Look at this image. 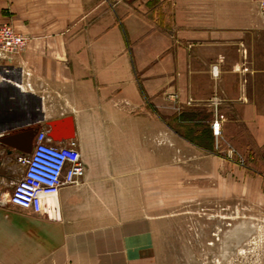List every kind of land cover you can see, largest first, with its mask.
I'll return each instance as SVG.
<instances>
[{"label":"crops","instance_id":"1","mask_svg":"<svg viewBox=\"0 0 264 264\" xmlns=\"http://www.w3.org/2000/svg\"><path fill=\"white\" fill-rule=\"evenodd\" d=\"M257 1L0 0V23L28 37L0 63V189L11 191L25 170L18 157L53 119L72 117L85 166L79 182L59 189L56 220L0 195V264H264L263 175L201 160L200 172L182 178L185 199L218 208L188 209L182 241L159 207L158 176L170 164L159 148H174L159 138L175 144L187 135L175 122L188 129L204 110L233 145L242 129L264 148ZM182 140L190 160L205 157L203 145ZM218 217L231 219L227 227L208 220Z\"/></svg>","mask_w":264,"mask_h":264},{"label":"built area","instance_id":"2","mask_svg":"<svg viewBox=\"0 0 264 264\" xmlns=\"http://www.w3.org/2000/svg\"><path fill=\"white\" fill-rule=\"evenodd\" d=\"M257 6L258 13L264 18V0H258ZM27 39L12 25L0 23V63L14 59L26 45ZM215 69L214 65L213 74H216ZM26 84L29 86V83ZM167 99L177 101V95L171 94ZM190 103L187 101V104ZM211 132L217 147L218 140L222 138L220 120L212 121ZM67 141L65 145L56 143L46 129L37 132L31 152L27 156L18 157V161L25 165V170L13 182L7 196L8 203L52 220L58 218L56 196L59 189L64 185L76 184L85 174V166L75 140L70 138ZM226 148L229 155L235 152L229 144Z\"/></svg>","mask_w":264,"mask_h":264},{"label":"rangeland","instance_id":"3","mask_svg":"<svg viewBox=\"0 0 264 264\" xmlns=\"http://www.w3.org/2000/svg\"><path fill=\"white\" fill-rule=\"evenodd\" d=\"M198 116V119L195 120L196 122H193V124L188 123V129L184 128L180 122H175L176 132L180 133L181 135H183L184 132L187 134L184 137H176L175 144L168 140L165 136L159 138L160 144L168 143L169 145H174V148H159L160 163H170L168 166L164 165L159 168V207L162 209L165 215L166 213H170L171 217L169 220L174 222L176 227L175 236L181 241L183 238L188 240V220H190L188 219V209L199 211L200 209L205 208L204 203L205 205H209L208 208H218L214 203L211 205V202L202 203L198 199L189 200L188 195L186 197L187 199H185L184 195L188 193V184H185L186 181L182 178H185L190 174L196 175L197 172H200L201 160H224L238 164L241 167L248 166L250 167V171L264 176V148H255L251 146L249 144V138L246 130H240L241 136L238 139L240 146L235 144L233 145L231 142L232 140L222 137L218 140L217 147H215L216 139L213 135H211V133L209 134L207 131V125L211 129V123L214 120L212 113H208L204 110L203 113L198 114ZM182 139H192L194 143L203 145L205 147V157L202 158L197 156V158L190 160V151H188V148H182ZM226 143L234 149L235 152H232V155L227 154L226 150L228 148H226ZM211 146L212 148H210ZM172 177L176 178L174 180L175 184H167L166 178L171 179ZM196 187V185L193 186V191H195ZM9 193L10 190L8 191L6 188L0 189V195L5 194L3 198H6ZM225 208H231V206H226L225 204ZM193 215L195 216L193 220L200 222L201 218H196V215H199V213L194 212ZM208 220L209 222H222L221 226L224 228L227 227V220L231 219L218 217V219L209 218ZM163 221V224L165 225L166 219L164 218ZM163 235L165 240V234ZM171 252L177 254L176 258H179L180 260L183 258L182 250H175Z\"/></svg>","mask_w":264,"mask_h":264},{"label":"water","instance_id":"4","mask_svg":"<svg viewBox=\"0 0 264 264\" xmlns=\"http://www.w3.org/2000/svg\"><path fill=\"white\" fill-rule=\"evenodd\" d=\"M49 126L48 135L54 141H63L74 138L73 122L71 116L53 119L47 122Z\"/></svg>","mask_w":264,"mask_h":264},{"label":"flooded vegetation","instance_id":"5","mask_svg":"<svg viewBox=\"0 0 264 264\" xmlns=\"http://www.w3.org/2000/svg\"><path fill=\"white\" fill-rule=\"evenodd\" d=\"M8 148H10V147H8Z\"/></svg>","mask_w":264,"mask_h":264}]
</instances>
